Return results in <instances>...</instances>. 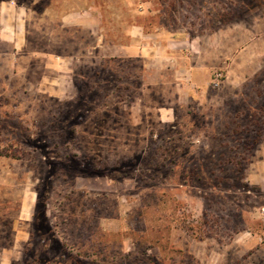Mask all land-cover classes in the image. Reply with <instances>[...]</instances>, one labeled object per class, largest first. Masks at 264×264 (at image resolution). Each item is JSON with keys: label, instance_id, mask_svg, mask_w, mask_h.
I'll use <instances>...</instances> for the list:
<instances>
[{"label": "rangeland", "instance_id": "374dc122", "mask_svg": "<svg viewBox=\"0 0 264 264\" xmlns=\"http://www.w3.org/2000/svg\"><path fill=\"white\" fill-rule=\"evenodd\" d=\"M0 264H264V0H0Z\"/></svg>", "mask_w": 264, "mask_h": 264}]
</instances>
